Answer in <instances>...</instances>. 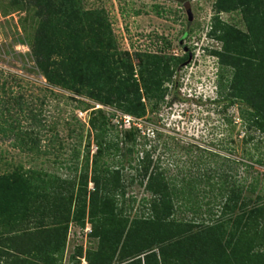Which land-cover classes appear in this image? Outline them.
Returning <instances> with one entry per match:
<instances>
[{"label":"rangeland","instance_id":"obj_1","mask_svg":"<svg viewBox=\"0 0 264 264\" xmlns=\"http://www.w3.org/2000/svg\"><path fill=\"white\" fill-rule=\"evenodd\" d=\"M219 1L189 0L191 18L185 4L176 0H87L88 8L106 12L120 50L132 55L137 70L147 53L168 57L172 76L164 84L165 97L143 98L149 111L133 115L143 119L141 135L134 141L129 140L133 130L116 122L125 113L122 109L78 96L80 102L64 90L53 94L48 89L32 53L38 25L34 10L0 0V173L36 169L78 182L88 173L93 189V168L90 164L86 171L84 162L89 151L93 160L101 147V162L121 169L128 207L131 197L137 199L133 215L142 213L143 198L151 196L140 175L148 152L152 168L167 169L179 185L187 186L182 178L188 171L201 179L198 196L191 200L216 213L224 202L223 181L238 186L259 177L264 183V125L231 89L234 69L220 62L217 53L223 43L215 36L217 26L247 31V25L240 10H219ZM36 134L47 150L39 156L20 145L21 139ZM181 215L193 217L191 212ZM44 224L51 227V219ZM38 225L32 219L22 230L0 236V264H49L38 250L30 252V234L21 236L27 229L37 231ZM92 232L89 219L85 225L71 221L64 249L49 257L55 264H89V254L100 243ZM21 244L25 252L19 250Z\"/></svg>","mask_w":264,"mask_h":264},{"label":"trees","instance_id":"obj_2","mask_svg":"<svg viewBox=\"0 0 264 264\" xmlns=\"http://www.w3.org/2000/svg\"><path fill=\"white\" fill-rule=\"evenodd\" d=\"M11 1L34 10L38 25L32 53L53 94L64 90L74 100L89 98L137 116L149 111L143 98L165 97L164 84L172 76L168 57L147 53L137 70L132 55L120 50L104 10L88 8L87 0ZM219 6L223 11L240 10L245 18L247 31L217 26L215 36L223 43L217 54L223 65L234 69L235 96L243 98L264 125V0H220ZM90 126L97 128L95 121ZM129 130H133L129 140L141 135L138 128ZM20 145L38 156L47 152L38 134L24 137ZM75 151L79 158V149ZM102 155L99 147L93 160L89 151L84 162L86 171L92 165L93 189L88 173L80 182L36 169L0 173V236L37 220V231L27 229L21 236L34 235L28 237L34 240L30 252L36 249L43 260L55 264L49 253L64 249L69 223L85 225L89 219L92 235L100 239L99 248L89 254V264H264L263 179L238 186L223 181L224 202L216 213L191 200L198 196L201 179L188 171L182 180L190 188L179 185L167 169L152 168L148 152L140 175L151 196L143 198L142 213L133 215L137 199L131 197L128 207L121 169L105 166ZM186 212L193 217L181 215ZM46 219H51V227L45 226ZM24 249L21 244L19 250Z\"/></svg>","mask_w":264,"mask_h":264},{"label":"built area","instance_id":"obj_3","mask_svg":"<svg viewBox=\"0 0 264 264\" xmlns=\"http://www.w3.org/2000/svg\"><path fill=\"white\" fill-rule=\"evenodd\" d=\"M116 122L119 123L121 127H124L126 129L138 128L140 130H143V119L137 118L131 114L120 113L116 119ZM143 132L144 134L147 133L145 131Z\"/></svg>","mask_w":264,"mask_h":264},{"label":"water","instance_id":"obj_4","mask_svg":"<svg viewBox=\"0 0 264 264\" xmlns=\"http://www.w3.org/2000/svg\"><path fill=\"white\" fill-rule=\"evenodd\" d=\"M176 1L185 4V6H186V8L188 9V12H189L191 18H193V13H192V9H191V4L189 3V0H176Z\"/></svg>","mask_w":264,"mask_h":264}]
</instances>
